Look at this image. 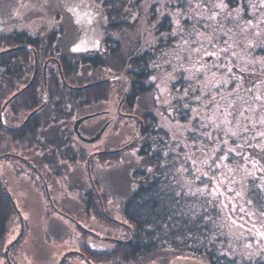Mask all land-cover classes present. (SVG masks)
I'll use <instances>...</instances> for the list:
<instances>
[{
  "label": "rangeland",
  "instance_id": "1",
  "mask_svg": "<svg viewBox=\"0 0 264 264\" xmlns=\"http://www.w3.org/2000/svg\"><path fill=\"white\" fill-rule=\"evenodd\" d=\"M79 1L67 0L69 5L66 7L75 9V12H71L73 14L71 17L64 15L66 20L59 21L63 17L59 19L57 17V21H48L42 16L40 19L43 21L37 26L41 29L40 33H48L61 25L64 34L59 35V44L76 54L97 52L109 38L120 46L119 57L127 58V54L132 51L138 55L148 52L150 59L143 69L152 71L145 70L147 73L142 82V89L145 92L138 96L137 108L124 112H129V115L136 118L138 113L145 114L148 118L145 121L146 130L163 134L171 145L169 150H172L170 153L172 157L168 167H164L173 173L168 175L169 183L165 184V187L175 190L180 196L179 199L185 195L183 203L186 211L199 210L200 207L216 208L217 215L212 216L210 210L207 216L217 227L212 229V234L209 230V236L217 238L212 242L216 244L220 254L233 260L234 264H264V159H262L264 153L254 151L255 148L264 149V82H258L255 87L248 90L242 89L241 97L234 89L215 90L209 93L211 87L207 85L212 79H207L204 72L206 69L196 68L200 64L196 61L203 59L201 56H192L195 41L188 38L189 36L183 38V33H191L194 39L196 38V33H199L198 26L193 25L199 21L187 15H181L180 21H174L172 11L170 13L161 11L163 15L168 14V23L172 21L173 25L170 24L168 31L162 32L161 37L155 36L159 28L158 20L153 18L154 5L157 2L132 0L125 10L127 13L137 14L139 9L138 14L131 20L134 22L132 27L108 31L99 25L93 10L99 1L81 0L84 1L83 5H80ZM28 2L29 5L35 3L34 0ZM44 2L48 6V0ZM186 18H189L188 22L184 20ZM89 21L95 25L90 26ZM36 23L33 21L30 25L33 27ZM161 38L162 40L158 41ZM190 49L193 50L189 52ZM127 70L128 68H125L115 72L114 69H103L93 71L94 73L90 70L79 71L82 78L99 79L104 76L116 77L113 75L119 73L123 75ZM249 71H257L264 75V69ZM122 86L123 84L113 85L111 99L104 104L106 106L104 111L109 110L114 116V123L107 134L103 135L104 132L101 138L92 144L81 143L74 138L72 144L74 151L88 155L93 151L115 150L134 138V132L138 128L135 121L122 117L119 119L115 114L120 95L118 88ZM243 110H247L245 119ZM107 119L105 115L100 119L94 117L92 120H86L83 122L81 133L93 136ZM238 126L243 128L238 129ZM2 138L0 135V146L4 143ZM3 148L5 147H0V152ZM27 152L22 149L14 153L33 161L30 158L34 153ZM10 159V157L0 159V186L5 195L11 197L15 206L6 234L0 241V264H7L4 251L19 235L22 236L18 244L8 254V264H59L66 255L68 256L64 264H87L84 258L80 257L83 254L78 253V249L80 245L86 246L90 238L80 240V231L76 223L105 237L109 235L116 239L126 237L127 233L122 229L120 232L117 228L101 224L102 222H98L92 216H81V208L75 209V205L78 206V195L66 191L65 183L48 174L46 169L41 173L47 183L37 176L34 177L32 169ZM37 165L40 168L47 167L44 163ZM37 165L34 164V167L38 168ZM86 167L87 160L83 164L80 162H76L75 165L66 164L67 179L72 187L92 189ZM121 170L122 168L115 164L99 166L96 160L89 168L90 179L96 191L98 194L107 195L106 210L112 218H120V202L110 194L125 188ZM184 171L194 173L192 175L195 182L199 184L183 179ZM202 181L204 184H201ZM194 184L197 186H193ZM229 211L239 221L231 218ZM116 231L120 234L118 235ZM89 233L98 236L92 231ZM92 241L99 251L113 248L110 241L98 242L94 238ZM161 261L155 259L144 261L143 264L165 263ZM165 264L205 263L196 258L177 257L170 258Z\"/></svg>",
  "mask_w": 264,
  "mask_h": 264
},
{
  "label": "trees",
  "instance_id": "2",
  "mask_svg": "<svg viewBox=\"0 0 264 264\" xmlns=\"http://www.w3.org/2000/svg\"><path fill=\"white\" fill-rule=\"evenodd\" d=\"M34 1L33 5H29L28 0H0V135L4 139L1 146L5 147L1 149L0 155L12 153L31 164L33 162V167L34 164H46L45 168L37 165L39 176L47 183L41 173L46 169L48 174L65 183L66 191L77 194L79 201L75 209L81 208V216L89 217L92 213V217L102 222L101 224L117 228L120 232L122 229L127 233L126 237L118 239L110 235L98 237L113 245L108 251L95 252L82 246L81 250L86 253L87 260L96 264H143L144 261L155 259L167 263L170 258L181 257L196 258L205 264H234L233 260L219 253L216 244L212 242L217 238L209 236V230L212 234V229L217 227L207 215L210 210L212 216L217 215L216 208L200 207L199 210L186 211L183 203L185 195L179 199L180 196L175 190L165 187L169 183L168 175L173 173L165 168L172 157V150H169L171 145L163 134L145 129V114L138 113L137 119L122 115L135 121L138 128L134 137L139 131L140 123L142 124V131L134 147L120 153L114 152L117 149L111 150V153L105 152L108 150L102 151L104 153L93 151L88 156L74 151L72 144L76 136L72 131V122L85 115L95 114L96 119L103 118L106 102L111 99L113 85L123 84L122 88H118L122 91H119L116 108L119 104L120 107L124 105V111L137 108V98L145 92L142 82L147 72L143 67L148 65V52L138 55L132 51L127 54V58L119 57L120 46L109 38L97 52L73 53L59 44V35L64 34L61 25L45 34H41V29L37 26L42 23V16L48 21H57L61 17L63 18L59 21L66 20L65 16L71 17V12H75V9L66 7L69 5L67 0H48V6L44 0ZM98 1L93 10L101 27L108 31L132 27L134 22L131 20L139 12V9L137 14L125 12L132 0ZM78 3L83 5L84 1L80 0ZM33 21L37 23L32 27ZM94 25V22L90 23V26ZM125 68L128 71L123 75L119 73L113 75L116 77L104 76L99 79L82 78L79 71L114 69L118 72ZM32 77L33 82L29 84ZM127 88L129 89L126 91ZM83 124L79 127L80 133ZM22 149L34 153L30 158L33 161L14 153ZM91 155L90 168L95 160L102 167L115 164L122 168L125 188L111 194L106 191L118 198L120 218L109 216L106 210V194H98L103 209L101 211L98 198L92 189L75 188L69 184L66 164H83ZM10 160L22 163L17 158ZM192 174L194 173L184 171L182 178L199 184L195 182ZM195 184L193 186H197ZM13 214L12 204L0 186V241L6 234ZM109 218L114 221L108 220ZM81 239L84 241L86 236L83 235ZM98 239L94 238L101 242Z\"/></svg>",
  "mask_w": 264,
  "mask_h": 264
},
{
  "label": "flooded vegetation",
  "instance_id": "3",
  "mask_svg": "<svg viewBox=\"0 0 264 264\" xmlns=\"http://www.w3.org/2000/svg\"><path fill=\"white\" fill-rule=\"evenodd\" d=\"M155 1L157 3L154 5L153 18H155L159 22V28H157V35L155 36L161 37V33L168 31L170 24L173 25L172 21L171 23H168V14L163 15L160 13L161 11L165 10L169 13L172 11L171 15H174V21H180L181 15H187L190 16L193 20L195 19L199 21L193 26H198V32H203V34L196 33V38L194 39V35H192L191 33H183V38H187L189 36L188 38H190L192 41H195V51H193L192 56H201V58L203 59V61H196L198 64L200 63L198 66H196V68L206 69L204 70V72H206L207 79H212V82L209 81V85H207L211 87L209 93L215 90L234 89L237 90V95L241 97L242 89L246 88V90H248V88L255 87L258 82H264V75L258 73L257 71H249V69H264V0ZM188 19L189 18H186L184 20L188 22ZM220 35L222 36V38ZM200 37H202L201 40ZM160 40H162V38L158 41ZM196 42L200 43L197 44ZM189 48L191 47L189 46ZM192 50L193 49H190L189 52ZM197 52L201 53L199 54ZM147 71L152 70L147 69ZM123 107L124 105L120 107L119 104L115 109V114L119 116V119L120 117H122V115H129V113L124 112L125 108ZM246 111L247 110H243L244 119L246 117ZM104 114L108 119L100 127L101 129L104 125L106 126V130L104 131L105 133L103 135L107 134L109 128L114 123L113 113L111 114L109 110H106ZM105 115H103V117ZM93 118L89 120H92ZM127 118L128 117H126L125 119ZM147 120L148 118L146 116L145 121ZM129 121L132 120L129 118ZM144 124L146 129V122ZM242 128L243 127L238 126V129ZM91 129H93V127ZM255 129L256 128H254V130ZM80 134L84 138H90L95 135L94 134L93 136H87L83 133ZM254 151L257 153H264V149L261 150L259 148H255ZM94 152L98 153L97 151ZM33 173H35L34 177L37 176L41 181H44L39 176L38 172L34 171ZM229 214L231 218L239 221L231 211H229ZM89 216H93L92 213H90ZM79 225L83 228H78L80 231L79 235L81 237L85 235L86 237L90 238L86 247H88L90 251L92 250L96 252L97 249L95 248V243L92 241V239H98L99 235L95 231L87 229L82 224ZM88 231H92L98 236H92ZM14 247L15 246H13L12 249ZM81 249L82 245H80L78 249V253L83 254L80 255V257L84 258L87 264H96L92 260H87L86 253L82 252ZM6 263L8 264V262Z\"/></svg>",
  "mask_w": 264,
  "mask_h": 264
},
{
  "label": "water",
  "instance_id": "4",
  "mask_svg": "<svg viewBox=\"0 0 264 264\" xmlns=\"http://www.w3.org/2000/svg\"><path fill=\"white\" fill-rule=\"evenodd\" d=\"M33 77H34V75H33ZM33 77H32V79H31V81H30V83L29 84H31L32 82H33ZM129 88H127L126 89V91L128 90ZM15 96V95H14ZM45 97H46V88H45V84H44V100H45ZM12 98V97H11ZM11 98L9 99V101L11 100ZM123 99V98H122ZM121 99V100H122ZM8 101V102H9ZM43 102H45V101H43ZM7 104V102L4 104V106H3V108L2 109H4V107H5V105ZM96 115L94 114V115H86V116H83V117H80L79 119H77L75 122H74V124H73V127H72V131H73V133L75 134V136L77 137V139L78 140H80L81 142H84V143H87V144H92V143H95V142H97L100 138H101V136H102V134L104 133V131H105V129H106V126H103L93 137H90V138H84V137H82L81 136V134H80V132H79V126L83 123V122H85L86 120H89V119H91V118H93V117H95ZM130 117L131 118H133V119H137L136 117H133V116H131L130 115ZM141 131H142V124L140 123V127H139V131L137 132V134L135 135V137L133 138V140L129 143V144H127V145H125V146H123V147H121V148H119V149H117V150H115L114 152H116V153H120L121 151H124V150H127V149H129L130 147H134L135 145H136V143L138 142V138H139V135H140V133H141ZM106 153H111V152H113V151H105ZM102 153H104V152H102ZM92 156L93 155H91L90 157H88V159H87V175H88V178H89V181H90V183H91V187H92V190H93V192L95 193V195L97 196V198H98V201H99V204H100V209H101V211H103V209H102V204H101V200H100V198H99V196H98V192L96 191V189H95V187H94V184H93V182H92V180L90 179V173H89V168H90V165H89V161H90V159L92 158ZM5 157H10V158H17V159H19L20 161H22L23 163H25L30 169H32L33 171H36L37 172V170H36V168L35 167H33L32 166V164L31 163H29V162H27L25 159H23V158H20V157H18V156H15V155H13V154H4V155H0V159H2V158H5ZM6 197L8 198V200L10 201V203L12 204V207H13V209L15 208V206H14V204H13V202H12V199H11V197L7 194L6 195ZM14 211H15V209H14ZM108 220H110V221H114L113 219L111 220L110 218L108 219ZM116 223H119L118 221H115ZM76 227L77 228H82L78 223H76ZM83 229V228H82ZM90 234V233H89ZM21 236L22 235H19V237L4 251V257L6 258V261L8 262L9 260H8V254H9V252L11 251V249H12V247L13 246H15L16 244H18V242H19V240H20V238H21ZM69 254H72V253H69ZM66 256H68V255H66ZM66 256L61 260V262L59 263V264H64V261H65V258H66ZM84 257V256H83ZM9 263V262H8Z\"/></svg>",
  "mask_w": 264,
  "mask_h": 264
}]
</instances>
